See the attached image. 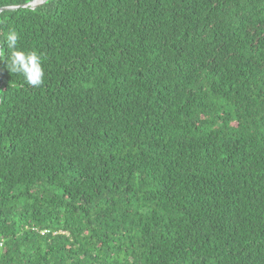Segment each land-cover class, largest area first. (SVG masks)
<instances>
[{
  "label": "trees",
  "instance_id": "trees-1",
  "mask_svg": "<svg viewBox=\"0 0 264 264\" xmlns=\"http://www.w3.org/2000/svg\"><path fill=\"white\" fill-rule=\"evenodd\" d=\"M0 0V264H264V0Z\"/></svg>",
  "mask_w": 264,
  "mask_h": 264
},
{
  "label": "clouds",
  "instance_id": "clouds-1",
  "mask_svg": "<svg viewBox=\"0 0 264 264\" xmlns=\"http://www.w3.org/2000/svg\"><path fill=\"white\" fill-rule=\"evenodd\" d=\"M7 42V53L0 60L6 58L7 69L23 77L25 82L33 87L43 83L44 69L41 58L35 52H25L17 49L18 35L15 31H9L4 38Z\"/></svg>",
  "mask_w": 264,
  "mask_h": 264
},
{
  "label": "water",
  "instance_id": "water-1",
  "mask_svg": "<svg viewBox=\"0 0 264 264\" xmlns=\"http://www.w3.org/2000/svg\"><path fill=\"white\" fill-rule=\"evenodd\" d=\"M46 0H31V1H29V2H27V3H25V4H23L22 6H29V7H31V8H34V7H36V6H38V5H40V4H42V3H44ZM18 7V5L17 6H6V7H0V12L2 11V10H4V9H12V8H17Z\"/></svg>",
  "mask_w": 264,
  "mask_h": 264
}]
</instances>
